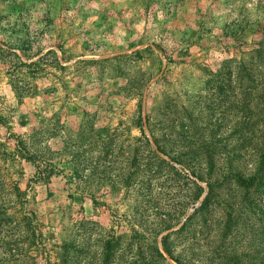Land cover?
Wrapping results in <instances>:
<instances>
[{
	"label": "rangeland",
	"instance_id": "374dc122",
	"mask_svg": "<svg viewBox=\"0 0 264 264\" xmlns=\"http://www.w3.org/2000/svg\"><path fill=\"white\" fill-rule=\"evenodd\" d=\"M263 146L264 0H0V264H264Z\"/></svg>",
	"mask_w": 264,
	"mask_h": 264
},
{
	"label": "trees",
	"instance_id": "16d2710c",
	"mask_svg": "<svg viewBox=\"0 0 264 264\" xmlns=\"http://www.w3.org/2000/svg\"><path fill=\"white\" fill-rule=\"evenodd\" d=\"M22 145H23V147H22ZM18 146H21V147H19L20 149L18 152L23 158H25L29 161H36V159L33 155H30L29 153L26 152V148H24L25 147L24 141H20L18 143ZM263 148H264V146H263ZM154 153H155V155H158V154H156L155 151H154ZM258 158H259V161H258L256 170H255L253 176L251 175V176L245 178L244 176L237 174L235 177V181L240 185V187H243V189H247V191L252 189L254 186H257V188L259 187V188L264 189V150L259 152ZM164 163H165V161H164ZM39 171H41V169H39ZM208 173L210 175H213L214 174V168L211 167L209 169ZM39 174L41 175L44 173L41 171V172H39ZM232 177H234V175ZM196 186L199 189V193L197 194L195 200L199 201L204 194V188L202 186H200V184H196ZM210 186H211V190L209 191V193L205 197V199H204L203 203L201 204V207L199 208L198 212H201V211H204V210L210 208L211 199L213 197V195H212V193H213L212 192L213 191L212 184ZM5 189H6V181L3 180L1 175H0V215H10L8 213L9 210H7V208H6V206H7L6 204H8L9 201H8V203H6L7 199H5V197L2 200L3 196L6 195L7 198L10 199V204H12V202H13V201H11V197L14 195V191L18 192V196H21L18 187H10V190L8 192H6ZM10 206H12V205H10ZM9 220L13 221L12 218H10ZM0 225H1V223H0ZM158 254L160 257L164 258L163 254L160 251H158Z\"/></svg>",
	"mask_w": 264,
	"mask_h": 264
}]
</instances>
